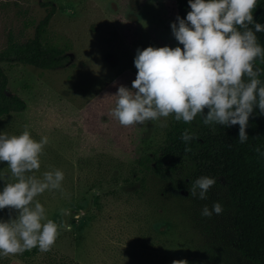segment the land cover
<instances>
[{
  "label": "rangeland",
  "instance_id": "1",
  "mask_svg": "<svg viewBox=\"0 0 264 264\" xmlns=\"http://www.w3.org/2000/svg\"><path fill=\"white\" fill-rule=\"evenodd\" d=\"M51 2L56 8L48 35L74 58L58 69L4 62L9 88L27 108L0 117V132L20 135L27 125L33 139L48 137L35 175L60 169L64 180L60 190L35 199L49 219L72 227L59 230L50 251L37 247L8 255L6 264H257L238 247L236 204L225 185H214L208 199L200 200L142 168L132 178L142 177V184L126 186L135 158L163 142L172 115L124 126L116 138L104 136L116 98L102 94L115 95L119 85L131 89L136 49L182 47L170 26L176 0H0V49L10 34L32 36ZM94 102L99 113L91 132L86 108ZM195 119L203 123L200 115ZM6 174L11 182L7 162H0V178ZM4 186L0 180V191ZM216 201L223 213L202 216V208ZM61 209L69 214L61 215ZM17 214L5 208L0 219Z\"/></svg>",
  "mask_w": 264,
  "mask_h": 264
},
{
  "label": "clouds",
  "instance_id": "2",
  "mask_svg": "<svg viewBox=\"0 0 264 264\" xmlns=\"http://www.w3.org/2000/svg\"><path fill=\"white\" fill-rule=\"evenodd\" d=\"M188 5L186 17L178 15L170 25L183 47L137 48L136 78L131 89L119 85L112 95L116 98L112 115L125 127L170 115L190 123L200 115L205 125H239L238 141L243 144L249 139L246 129L254 109L264 115V81L259 78L264 69L255 67L257 59L264 62V46L257 37L264 32V25L253 17L257 0H188ZM194 138L188 130L181 136L185 143ZM48 142L47 136L33 139L27 125L20 135L0 132V162H7L12 177L11 182L7 174L0 178L5 181L0 210L18 213L15 218L0 219V255L23 254L37 247L48 252L60 229L71 231L70 224L58 225L49 219L44 206L35 199L46 190H60L64 180L60 169L35 175ZM255 151L264 157L259 147ZM215 184V178L201 176L193 182L190 195L206 200ZM223 211V205L216 201L211 209L205 205L201 215L210 218ZM68 214L61 209V215Z\"/></svg>",
  "mask_w": 264,
  "mask_h": 264
},
{
  "label": "trees",
  "instance_id": "3",
  "mask_svg": "<svg viewBox=\"0 0 264 264\" xmlns=\"http://www.w3.org/2000/svg\"><path fill=\"white\" fill-rule=\"evenodd\" d=\"M47 5L51 7L35 25L32 36L20 39L10 34L6 46L0 49V117L27 108L25 99L9 88V76L3 66L4 62L58 69L70 64L74 58L73 52L67 47L50 39L48 29L56 7L52 2ZM176 6L177 16L185 18L190 11L188 0H176ZM253 17L256 22L264 25V0H257ZM257 37L264 46V32L257 33ZM255 67L264 69V62L257 59ZM134 72L137 75V69ZM259 78L264 81V73ZM105 93L102 96L113 97ZM95 104L86 108L90 115L86 117L85 126L91 132L98 120L96 116L99 112L93 108ZM123 128L110 113L104 127V136L116 138L118 131ZM185 130L195 137L187 143L181 139ZM246 132L249 139L242 144L238 141L239 125L228 128L215 124L205 125L195 118L185 123L182 120L176 121L172 115L163 142L155 150L135 158L131 178L125 182L130 187L143 182L142 177L139 182L132 179L142 168L188 190L201 176L215 178V185H225L236 204L234 223L241 253L257 264H264V157L255 151L257 147L264 151V115L260 114L258 108L250 116ZM186 148H190V151H186ZM6 263L7 258L0 255V264Z\"/></svg>",
  "mask_w": 264,
  "mask_h": 264
}]
</instances>
